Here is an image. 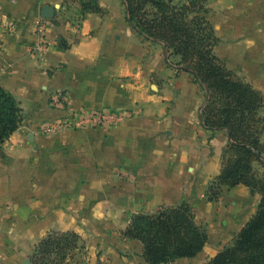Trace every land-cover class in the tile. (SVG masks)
<instances>
[{
  "label": "crops",
  "instance_id": "1",
  "mask_svg": "<svg viewBox=\"0 0 264 264\" xmlns=\"http://www.w3.org/2000/svg\"><path fill=\"white\" fill-rule=\"evenodd\" d=\"M98 4L101 12L82 18L80 0H0V86L23 112L0 148V264L30 260L53 231L80 236L83 264H147L142 243L123 232L135 215L182 203L208 242L174 264H208L232 245L261 196L236 186L209 199L230 136L204 126L205 88L165 44L133 29L123 0ZM46 6L53 18L43 17ZM206 8L220 40L215 53L264 96V0H207ZM102 110L128 117L71 127L76 115Z\"/></svg>",
  "mask_w": 264,
  "mask_h": 264
},
{
  "label": "trees",
  "instance_id": "2",
  "mask_svg": "<svg viewBox=\"0 0 264 264\" xmlns=\"http://www.w3.org/2000/svg\"><path fill=\"white\" fill-rule=\"evenodd\" d=\"M127 20L146 40L166 45L179 58L181 71L193 75L208 99L202 122L211 131L225 129L230 143L222 155L221 174L208 188L210 200L223 187L244 186L256 190L261 201L255 215L232 245L208 264H264V169L262 134L264 96L229 70L215 53L220 40L208 18L207 0H123ZM82 18L99 13L98 0H80ZM23 112L16 98L0 86V148L22 125ZM143 245L147 264H168L198 256L208 242V231L198 223L187 203L159 209L152 215H135L123 232ZM86 246L78 234L50 232L35 247L31 264H83Z\"/></svg>",
  "mask_w": 264,
  "mask_h": 264
},
{
  "label": "built area",
  "instance_id": "3",
  "mask_svg": "<svg viewBox=\"0 0 264 264\" xmlns=\"http://www.w3.org/2000/svg\"><path fill=\"white\" fill-rule=\"evenodd\" d=\"M45 49L44 45H37L36 50L42 51ZM58 99H62L63 94H57ZM128 116L126 114H122L119 111H111V110H102L97 112H92L90 114H79L75 116V119L72 121L71 127L73 129L79 130L86 127L92 128H106L112 127L117 123L123 121Z\"/></svg>",
  "mask_w": 264,
  "mask_h": 264
},
{
  "label": "water",
  "instance_id": "4",
  "mask_svg": "<svg viewBox=\"0 0 264 264\" xmlns=\"http://www.w3.org/2000/svg\"><path fill=\"white\" fill-rule=\"evenodd\" d=\"M55 15V10L54 8L50 7V6H46L44 9H43V17L46 18V19H49V18H53ZM29 140L30 141H33V135L31 134V136L29 137ZM23 264H31L30 260H25Z\"/></svg>",
  "mask_w": 264,
  "mask_h": 264
},
{
  "label": "rangeland",
  "instance_id": "5",
  "mask_svg": "<svg viewBox=\"0 0 264 264\" xmlns=\"http://www.w3.org/2000/svg\"><path fill=\"white\" fill-rule=\"evenodd\" d=\"M82 257V255H79L78 257H77V259L78 260H80V258ZM177 261V260H176ZM176 261H174V262H170V263H168V264H174ZM178 264V263H177Z\"/></svg>",
  "mask_w": 264,
  "mask_h": 264
}]
</instances>
